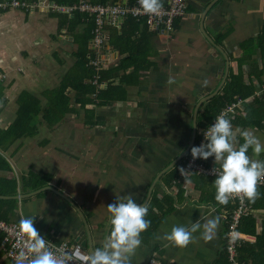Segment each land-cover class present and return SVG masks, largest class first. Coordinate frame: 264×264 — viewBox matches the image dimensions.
Returning <instances> with one entry per match:
<instances>
[{"label":"crops","instance_id":"1","mask_svg":"<svg viewBox=\"0 0 264 264\" xmlns=\"http://www.w3.org/2000/svg\"><path fill=\"white\" fill-rule=\"evenodd\" d=\"M134 1L20 0L26 8L0 9V131L14 124L20 105L31 120L28 134L18 131L0 139V179L16 183L11 190L14 195L0 199L14 200L11 222L34 218L44 238L77 244L89 253L102 246L110 231L106 207L116 197L131 194L148 208L146 219L151 222L132 264H146L153 254L163 264H218L222 254L228 263L221 215L232 204L216 202V177L193 175L173 182L167 175L172 168L167 169L190 140L196 104L218 95L231 76L241 74L244 84L253 87L247 103L263 96L264 0H187L185 15L171 33L138 22L131 35L124 21L106 20L103 68H115L122 58L132 56L149 66L138 74L129 75L132 68L121 71L112 82L121 92L115 99L110 95L103 105L93 97L96 91L82 96L85 89L80 84L90 85L89 79L74 77L79 37L87 27L85 16L53 7ZM168 1L162 0L163 5ZM128 34L129 43L123 41ZM135 40L138 43L132 45ZM259 72L261 84L255 78ZM169 78L175 81L171 85ZM68 81L73 84L60 94ZM106 87L107 83L99 86ZM64 97L65 113L58 100L63 102ZM78 99L92 103L82 107ZM254 109L264 115V105ZM147 129H158L157 138L152 139L154 132L146 134ZM233 131L241 144L242 131L264 142V119L258 127ZM258 158L264 160V153ZM205 162L220 167L212 157ZM258 190L255 203L245 200L247 215L239 229L244 264H264V183ZM216 216L221 219L212 240L205 241L198 232L184 249L165 246L162 237L173 225L190 226L199 219L203 224ZM0 264H13L1 248Z\"/></svg>","mask_w":264,"mask_h":264},{"label":"clouds","instance_id":"2","mask_svg":"<svg viewBox=\"0 0 264 264\" xmlns=\"http://www.w3.org/2000/svg\"><path fill=\"white\" fill-rule=\"evenodd\" d=\"M138 11L159 16L163 11L162 0H138ZM175 81L169 78L167 83ZM206 141L190 149L193 160L214 158L219 169H213L215 180V200L227 205L233 198L255 203L260 197L259 186L264 183V160L258 157L264 153V142L250 131L240 133L243 143L237 146L233 125L225 115H219L203 133ZM249 150L252 156L249 155ZM257 157V158H253ZM184 177L187 173L180 169ZM110 231L101 247L82 256L85 264H132V258L142 244V233L150 227L146 219L148 208L133 198L131 194L115 199L107 207ZM220 217L209 218L201 224L200 219L190 226L173 225L162 239L165 246L186 248L194 242L200 232L205 241L214 238ZM18 237L22 247L15 254V264H76L73 254L62 247H56L46 240L34 226V218H21L18 224Z\"/></svg>","mask_w":264,"mask_h":264},{"label":"trees","instance_id":"3","mask_svg":"<svg viewBox=\"0 0 264 264\" xmlns=\"http://www.w3.org/2000/svg\"><path fill=\"white\" fill-rule=\"evenodd\" d=\"M20 1V0H18ZM133 3V2H132ZM131 3V4H132ZM66 6V5H63ZM79 14L78 12L74 13V16L77 18ZM81 15V13H80ZM85 16L84 20H85V24H86V28L84 30V35L80 36V48L77 51L76 55L78 57V61L75 67L76 70V75L74 77L78 78L77 81H79L80 79H89L90 80V85L87 83H81L80 85L83 86V88L85 89L84 91H82V96H84L85 94H89V93H94L96 91V94H94V98L97 97V99L99 98V100H101V103H103V105L106 104V102L109 100L110 97L113 96V98L115 99V95L118 92H121L120 90H118V88H115L112 85V82L115 81L116 78H118L120 76L121 71L125 72V70H127L128 68H132V74H138L139 70H143L146 67L149 66L148 63H145L144 59L142 60L140 65L138 62V60L134 59V57L132 56L131 58L126 57V58H122L119 61V64L117 65V67L115 68H109V69H100L98 71H96L93 67H91L89 65L90 61L94 60L96 57V50L95 49H88V44L92 39V30L94 28V23L92 18L86 16L85 14H82ZM124 23L127 27H130V33L131 35L135 32V29L138 27L139 23L136 22L135 20H133L132 18H127L124 20ZM129 33V34H130ZM127 33H125L126 35ZM129 34L127 36H125L126 38L123 37H119V40H123L124 42H128L129 40ZM263 36H264V32H263ZM111 39V37H110ZM129 43V42H128ZM132 45L137 44V40L135 41H131L130 42ZM120 53L122 52L121 50H119ZM124 74V73H123ZM260 75L261 72H259L257 75H255V78L259 81V84H261V79H260ZM97 77V84L94 85L92 84V81L94 80V77ZM123 79L125 78V76L122 77ZM243 77L241 74L237 75V76H231L230 79L224 84L221 92L212 97L211 99H209L208 101L204 102L200 108V110L197 113V119H196V139H195V143L193 146H197L201 137V133L203 131H205L209 126H211V124L214 122L215 118L217 117V115L219 114L220 111H222L223 109H225L226 106H230L232 104L237 105L236 106V111L237 114L234 115L232 118H229L232 122L233 125V129L237 128V127H241L242 129L244 128H250V127H258L260 125V123L262 122V120L264 119V115L261 112L260 109H254V107L256 106H261L264 105V94L260 99H255L254 102L252 103H247V99L250 96V94H252L253 92V87L252 86H247L244 84L243 82ZM76 81V82H77ZM121 83H124L123 81L120 80ZM102 83H107V87L105 90L100 89L99 86ZM73 83L71 82H66L65 84L62 85L61 89L59 90L60 94H63L65 89L71 85ZM112 90H114V92H112ZM78 92H80L78 90ZM111 95V96H110ZM110 96V97H109ZM55 97V96H54ZM53 97V98H54ZM52 99V97H51ZM56 99V98H55ZM59 100V105L63 106L64 108H66V110L63 112H67V98L64 97L63 98V102L61 101V99ZM80 106L83 107V105L87 104V102L92 103V100H84L82 101L81 99H78ZM21 102V100H20ZM62 102V103H61ZM31 108V106L29 107ZM29 108L27 109V111L29 110ZM34 109V108H33ZM34 112H36V109L34 110ZM262 115L261 117H257L258 115ZM91 117L89 116V119ZM31 120L29 117V112L26 113L24 111V106L20 105V109L18 110V115L17 118L14 121V124L8 128V130L6 131H0V139L2 137H7L8 135H10L11 133H17L18 131L20 132V134H24L25 132H27L26 126L30 127ZM20 125V126H17ZM190 130V129H189ZM188 133V131H187ZM28 134V132L26 133ZM188 138V136L186 137ZM241 144V141L239 143L238 141V145ZM181 147L178 146V149H180ZM184 147H182V149H184ZM190 156V151L189 153L181 160V162L178 165H175L174 167H172V169L169 171V173L167 174L169 179L173 182H178V181H182L186 178H190L191 176H206L204 174H200L197 173L195 171L190 172V174L186 177H182L180 174V169L182 168V165L184 164L185 160L187 157ZM205 161V160H204ZM1 162H3V159L0 157V164ZM205 166L206 167H214V168H218L217 166H211L209 164H207V162H205ZM3 183V184H2ZM7 187H12L9 190H4V188ZM13 188H16V183L15 181L11 180V181H3L0 179V196H7V197H11L14 195V193L11 192V190ZM14 203V200L12 199H0V220L5 221V222H11L9 219L10 214L12 213V207L11 204ZM3 206H5L6 208L2 209ZM229 210H231L233 208V206H227ZM245 216L242 217L240 219L239 222V228L240 229L242 223L245 221ZM239 251V260L242 262V257L240 256V249ZM218 264H228L225 258V255L222 254V256L219 258L218 260Z\"/></svg>","mask_w":264,"mask_h":264},{"label":"built area","instance_id":"4","mask_svg":"<svg viewBox=\"0 0 264 264\" xmlns=\"http://www.w3.org/2000/svg\"><path fill=\"white\" fill-rule=\"evenodd\" d=\"M25 3H21L18 0H0V9H16L26 8ZM140 5L138 0L132 4L122 5L116 4H89L87 2H80L74 7H53L54 11L71 13L78 11L84 13L92 18L94 28L91 32L92 48L96 50V57L90 61L89 65L96 71L103 68L102 55L103 48L106 43V34L104 31V25L106 20L124 21L127 18H132L136 22L143 23L148 29H162L165 33H171L174 31L175 21L182 18L185 15L186 0H169L167 5H163V11L159 16H152L143 14L138 11ZM264 32V29H263ZM92 84H97V77H94ZM235 104L226 106L225 109L219 112V115H225L226 118H232L237 114ZM201 133V137L197 146L202 142H205L204 133ZM182 168L189 172L184 177L188 176L190 172L195 171L200 174H204L209 177H215L213 169H219L214 167H206L205 161L201 159L193 160L191 155L186 158ZM181 174V173H180ZM182 176V175H181ZM183 177V176H182ZM233 208L231 210H224L221 218L226 226V234L223 238V250L226 254L229 264H244L239 260V248H240V233L238 230L240 219L247 215V206L245 200L242 202L241 199L233 198L230 200ZM18 224L14 222H5L0 220V248L4 252L6 258L15 264V254L21 249L22 244L18 237ZM46 239V238H45ZM48 240V239H46ZM56 247H62L67 252L73 254L76 258V264H85L82 256L87 254L77 244H70L66 241L55 243L48 240ZM146 264H163L155 254L147 261Z\"/></svg>","mask_w":264,"mask_h":264},{"label":"water","instance_id":"5","mask_svg":"<svg viewBox=\"0 0 264 264\" xmlns=\"http://www.w3.org/2000/svg\"><path fill=\"white\" fill-rule=\"evenodd\" d=\"M208 40V37H205ZM216 94V93H215ZM215 94L210 95L208 97H206L205 99H202L200 102H198V104H196V106L194 107L193 113H192V127H191V135H190V140L188 141L187 145L185 146V148L178 154V156L170 163V165L168 166V169H171L172 167H174L175 165H178L181 160L189 153L190 149L193 147L194 143H195V139H196V119H197V113H198V109L199 106L201 105V103H204L206 101H208L209 99H211L212 97L215 96ZM149 194V193H148ZM150 195V194H149ZM29 196V195H27ZM17 198V197H15ZM20 199V198H19ZM76 242H80L79 239H76ZM81 246H85V242L81 241L80 242Z\"/></svg>","mask_w":264,"mask_h":264},{"label":"rangeland","instance_id":"6","mask_svg":"<svg viewBox=\"0 0 264 264\" xmlns=\"http://www.w3.org/2000/svg\"><path fill=\"white\" fill-rule=\"evenodd\" d=\"M187 1V0H186ZM98 5H106V4H98ZM74 12V11H73ZM73 12H71V13H73ZM185 12H186V10H185ZM84 14V13H83ZM86 15V14H85ZM86 16H88V15H86ZM89 17V16H88ZM91 18V17H90ZM179 20V19H178ZM177 21V20H176ZM175 21V22H176ZM144 25V24H143ZM105 26V25H104ZM147 28V27H146ZM155 30V29H154ZM106 34V33H105ZM45 96H47V95H45ZM47 99V98H46ZM47 101H49V99H47ZM47 105H50V104H47ZM174 116H176L177 118H179L180 117V115L179 114H177V113H174L173 114ZM162 116H160V118H161ZM163 117L165 118V115H163ZM150 118V117H149ZM103 120H104V117H103ZM166 125H168V127H171V126H173V124H168V122H166L165 123ZM152 132H154V133H156V135L154 136V138H152V139H155V138H157V134L159 133V130L158 129H153V130H149V129H147L146 130V134H148V133H152ZM162 137H164L163 135H162ZM166 137L167 138H169L168 137V135L166 134Z\"/></svg>","mask_w":264,"mask_h":264}]
</instances>
